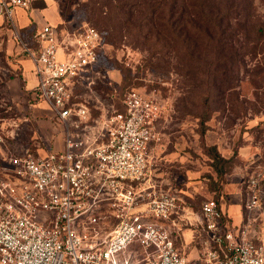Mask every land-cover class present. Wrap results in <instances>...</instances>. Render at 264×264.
<instances>
[{
  "label": "built area",
  "instance_id": "2783aa9c",
  "mask_svg": "<svg viewBox=\"0 0 264 264\" xmlns=\"http://www.w3.org/2000/svg\"><path fill=\"white\" fill-rule=\"evenodd\" d=\"M29 6L30 0H0L62 148L6 155L0 264H264V245L249 240L245 228H228L219 202L204 200L195 212L150 183L167 102L132 89L122 112L113 110L103 124L92 118L72 89L99 68L101 35L86 24L62 31L44 25L31 36V47L20 38L14 15L15 8ZM18 127L13 119L0 123V144L15 140ZM261 180L256 173L247 182L246 226L258 208ZM183 224L199 229L201 256L188 258L176 245Z\"/></svg>",
  "mask_w": 264,
  "mask_h": 264
},
{
  "label": "rangeland",
  "instance_id": "374dc122",
  "mask_svg": "<svg viewBox=\"0 0 264 264\" xmlns=\"http://www.w3.org/2000/svg\"><path fill=\"white\" fill-rule=\"evenodd\" d=\"M88 1L51 0L59 17L57 30L87 23L101 33L104 42L99 68L88 79L73 83V98L102 124L120 109L121 100L132 89L165 100L168 113L157 127L161 140L153 151L151 178L169 180L170 184L160 187L195 212L202 201H218L222 195L227 202L234 192L235 201L241 197L245 225L247 182L252 174L261 173L258 208L251 218L259 217L255 222L264 231V0H207L202 17L215 10L219 16L210 19V15L204 25L190 19L196 29L188 27L196 35L185 47L178 38L166 44L151 37L146 46L142 44L136 25L139 0H98L95 22L88 18ZM175 2L178 31L184 12L201 14L188 6L189 1ZM110 26L117 32L112 34ZM32 31L31 26L26 32L18 31L24 43L28 44ZM105 31L110 32L111 41ZM8 39L0 28V123L13 119L19 127L15 140L0 144L4 156L0 167L10 152L21 156L27 149L29 154L45 155L53 140V148L61 142L50 108L40 100L37 109L43 117L29 118L23 94H13L11 80L17 79L21 67L17 61L21 46L14 38L9 47ZM213 150L222 159L220 179L211 158ZM179 236L180 252L188 258L202 255L197 227L183 224Z\"/></svg>",
  "mask_w": 264,
  "mask_h": 264
},
{
  "label": "crops",
  "instance_id": "0c3cea01",
  "mask_svg": "<svg viewBox=\"0 0 264 264\" xmlns=\"http://www.w3.org/2000/svg\"><path fill=\"white\" fill-rule=\"evenodd\" d=\"M14 15H15L16 29L20 32L21 31L26 32L28 30V27L31 26V27H33V31L31 33V36L33 35V33L37 29H39L40 27H42L44 25H48L50 27L53 26L52 28H55L54 27V26H56L55 24H57L59 21V17L57 14V8L51 2V0H30V6L28 9L15 8ZM0 28L1 29L4 28V30L8 33V35H9L8 44L10 42L12 44H14V40H13L14 38L12 39L10 36L12 31L9 28V26L6 22L5 16L3 15V13L1 11H0ZM31 36L29 38L28 44H29V46L33 47V44H31ZM15 42H16V40H15ZM12 44H9V47ZM11 47H13V45ZM16 53L18 54L17 51H16ZM17 61H18V63H20L21 67L19 68V72L17 73V75L15 74L16 75L15 77H17V79L14 78L11 80V82L14 83L12 92L14 95L16 93H19V92L21 94H23L22 99L24 100L23 101V103L25 104L24 107L27 111V115L29 118H31V115H32L34 118L40 119L43 116L40 115L37 107H38L39 103H41V102H40V100L37 99V97L34 93L35 92L34 90L36 88V79H35V76H34L33 71H32L31 62L24 56L22 51H21V55L17 56ZM33 120H35V119H33ZM56 138H60V140H61L59 146L57 148H53V143L55 141V140H53V142L50 143L49 151L59 150L62 148V138H61L60 133L57 135ZM36 151H38V150H36ZM153 151H154V149L152 150V153H151L152 157H153ZM240 154L244 156L245 153L240 152ZM3 158H4L3 154H0V159H3ZM5 161L1 164L0 176L6 175L7 169H10L7 162H5ZM159 166H160V164H159ZM156 167H157V165H156ZM153 170H154V168L152 166L151 173L153 172ZM152 175H153V173H152ZM253 175L254 174H252L251 176H253ZM262 178H263V176H262ZM150 179H151L150 183L157 185L159 187L162 185L170 184L169 180H167V179L164 180L161 177L156 178V179H152V178H150ZM234 180H236V179L234 178ZM236 181H238V179ZM234 188H236V185ZM237 197L238 196L234 192H233L232 198H230L227 202L223 199L222 195L219 197L218 202H219V205L223 211V216H224V221H225L226 226L228 228H232V229H236V230H238L240 228H245L247 238L249 240H251L252 242H254L256 244H263L264 245V231H263L262 227H260L255 222V221H258L259 217L256 218V217L252 216L251 222L247 226H246V224L244 225L245 214H244L243 206L241 204V197L239 198L240 202L235 201ZM252 221H254V222L252 223Z\"/></svg>",
  "mask_w": 264,
  "mask_h": 264
},
{
  "label": "trees",
  "instance_id": "16d2710c",
  "mask_svg": "<svg viewBox=\"0 0 264 264\" xmlns=\"http://www.w3.org/2000/svg\"><path fill=\"white\" fill-rule=\"evenodd\" d=\"M175 1L176 0H139V2L137 3V9H136V11L138 12V16H137L138 23L136 25H137V29L140 34V37L142 39V44L144 46L147 45L151 37H154L155 40L163 41L166 44H171V42L173 43V41H175V38H178L181 40L182 45L185 47V44L190 39V37L196 35V31L190 29V27H192L190 25L192 21H196L197 23L204 25L206 23L205 21H207V17H209L210 15H211L210 19H216L219 16V12L215 10V12L212 11L209 16L202 17L201 8H208L206 4L207 0H184V1H189L188 6L190 5V7L197 8V10L200 12L201 15H198L197 17L196 15H193L191 11H188V8H186L188 11V14L184 12V14L179 18L181 21V28L178 29L177 31L174 27L175 21H176L175 16H174L175 7H176ZM181 3H182V0H181ZM97 4H98V0L88 1L87 14L89 16L88 18L93 22H95L94 15L98 10L97 8H95V5ZM84 24L90 26L87 23H84ZM205 26H208V25H205ZM192 28L196 29L194 27ZM56 29H59V28H57L56 26ZM110 29H111L112 34L114 32H117V28H114L113 26H110ZM95 30L101 35V33L96 28ZM105 32L107 36V41H111L110 32H107V31ZM190 32L192 34H190ZM20 50H21V47H20ZM122 100L120 102V109L116 110L117 112L123 111ZM33 154H35V152H33ZM211 158H212V162L214 164V168L217 173V176L220 179L222 172L218 170L219 169L218 165L220 164V162H222V159L219 156V154H217L216 151L214 150H213V156ZM213 200L218 203L216 199H213ZM191 209L194 210L193 208ZM179 244H180V241L178 240V242H176V245L179 247Z\"/></svg>",
  "mask_w": 264,
  "mask_h": 264
}]
</instances>
